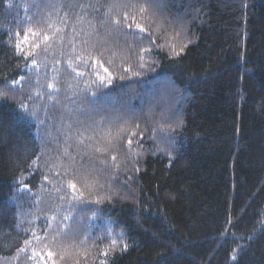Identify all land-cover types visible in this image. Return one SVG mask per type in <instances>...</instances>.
Instances as JSON below:
<instances>
[{
  "label": "trees",
  "instance_id": "trees-1",
  "mask_svg": "<svg viewBox=\"0 0 264 264\" xmlns=\"http://www.w3.org/2000/svg\"><path fill=\"white\" fill-rule=\"evenodd\" d=\"M36 252L264 264V0H0V264Z\"/></svg>",
  "mask_w": 264,
  "mask_h": 264
},
{
  "label": "snow or ice",
  "instance_id": "snow-or-ice-1",
  "mask_svg": "<svg viewBox=\"0 0 264 264\" xmlns=\"http://www.w3.org/2000/svg\"><path fill=\"white\" fill-rule=\"evenodd\" d=\"M147 11V8L146 7H141L140 8V12L143 13ZM123 21H124V25L126 28H128L129 30H131L133 32V34H135L137 31L138 32H144L146 31L144 25L140 24V23H136L135 22V18H130L128 13H125L124 14V17H123ZM114 24L116 25H119L121 23V20L120 19H116L113 21ZM17 37H19L21 35V33H16ZM39 36V33L38 32H35V31H32L31 29L28 31V32H24L23 33V37H22V40H20V42L16 43L15 44V48L17 49V54H23L26 58L28 56H31L33 55L34 53L33 52H25L24 51V48L22 47L23 44H27L29 43L30 39L32 37H38ZM50 39V37L48 35H44L43 37V40L44 42L46 43L48 40ZM31 47L32 49H36L39 47L38 44H35V43H32L31 44ZM143 52H147L149 51V49H143L142 50ZM183 51V48L180 49V52ZM180 52H173V55H179ZM85 64L88 63V60H84L83 61ZM33 63H35V61H33ZM92 63L95 65V64H99V67L100 68H103V71L104 73H106L107 75H98V80H99V83L101 85H104L105 84V81H107L108 84H111L112 82V77H111V73L108 71L107 68H104L103 64L100 63L99 61H96V60H93ZM145 65L143 63H141L140 67L143 68ZM127 71V70H126ZM82 75V73H81ZM49 87H52V85H49ZM137 128L139 127V125L136 126ZM133 135H135V132L132 133ZM128 144L129 146L132 144V140L129 139L128 140ZM103 150H106V149H97V151H103ZM27 187V186H26ZM68 187L75 190L76 189V184L72 183V182H69L68 184ZM100 201H96V203H99ZM117 246V241L115 239H113L111 241V245H110V248H115ZM124 248L126 249L127 248V245H124ZM235 251V250H234ZM101 255H103L104 257H107L108 256V251L105 250L101 253ZM46 256L48 259H52V257L54 256V253L51 252V251H48L46 253ZM33 257H38V260H39V264H47L46 260H45V254H42V253H39V252H36L33 254ZM33 257H30L33 258ZM233 259H235V257H233ZM53 264H55V262L53 261ZM101 264H105V261H101Z\"/></svg>",
  "mask_w": 264,
  "mask_h": 264
}]
</instances>
